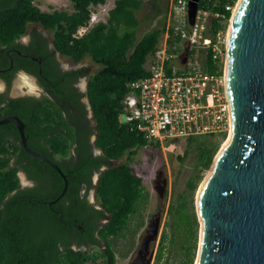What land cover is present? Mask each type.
I'll use <instances>...</instances> for the list:
<instances>
[{"label": "trees", "instance_id": "trees-1", "mask_svg": "<svg viewBox=\"0 0 264 264\" xmlns=\"http://www.w3.org/2000/svg\"><path fill=\"white\" fill-rule=\"evenodd\" d=\"M34 1L0 0V45L23 51L24 47L15 41L25 34L28 24H40L52 32L54 49L59 55L74 63L89 57L100 68L90 76L86 86L92 125L85 116L86 110L76 117L70 115L53 95L38 101L33 97L10 99L0 94V102L7 100L1 112L17 116L23 122L27 146L55 163L67 181L64 194L49 204L62 192V177L23 149L13 123L0 125V264H115L117 242L127 238L133 215L147 197L141 178L130 168L137 151L147 141L136 129L119 122L121 101L129 82L148 75L143 65L165 32V23L137 38L136 13L143 0H114L104 21H97L83 35L75 36L87 24L93 9L104 5L106 0H69L70 13L41 11ZM235 2L199 0L198 11L211 16V33L226 29L231 16L226 6H234ZM169 32L171 35L172 30ZM189 53L193 54L194 50ZM27 60L32 66L24 69L38 75L36 62ZM203 66L208 73H221L223 67L222 61L212 58L210 50ZM80 72L83 70L60 76L75 78ZM43 75L56 80V86L63 89L58 77L45 71ZM93 135L94 141L90 142ZM224 136L225 133L221 135ZM197 138L187 140V146L195 144L198 153L196 172L186 184L190 196L202 172L210 167L218 145ZM95 148L100 150L99 155L93 154ZM73 152L77 156L74 163ZM122 157H125L122 162L111 166L110 161ZM66 158H70L69 163ZM23 160L28 163L21 164ZM103 164L107 168L93 185L92 174ZM19 171L28 178L45 176L49 184L44 180L36 187H21ZM91 189L99 208L88 202ZM167 216L164 227L169 230L161 234L155 264L164 260L168 264L172 252L180 254L179 264H193L199 225L192 205L188 211L185 195L169 203ZM102 219L106 222L100 226L96 221ZM141 224L135 222L133 231ZM72 245L77 248L73 249ZM124 246L127 254L134 242H125Z\"/></svg>", "mask_w": 264, "mask_h": 264}, {"label": "water", "instance_id": "water-1", "mask_svg": "<svg viewBox=\"0 0 264 264\" xmlns=\"http://www.w3.org/2000/svg\"><path fill=\"white\" fill-rule=\"evenodd\" d=\"M198 2L187 3L191 25ZM230 20L225 58L229 138L214 156L196 195L200 239L195 264H264V0H241ZM186 54L187 49L183 62ZM9 122L16 126L23 149L62 177L64 186L50 202L54 203L66 190L65 175L27 146L24 124L17 116L0 119V125ZM160 182L156 189L162 195L166 179ZM159 225V216L149 222L129 264H151L154 251L150 244L158 236Z\"/></svg>", "mask_w": 264, "mask_h": 264}, {"label": "built area", "instance_id": "built-area-1", "mask_svg": "<svg viewBox=\"0 0 264 264\" xmlns=\"http://www.w3.org/2000/svg\"><path fill=\"white\" fill-rule=\"evenodd\" d=\"M187 3L170 0L165 32L143 65L148 75L129 82L121 101L119 122L141 133L147 141L145 148H163L168 142L230 131L224 64L230 18L225 30L211 33V16L206 12L197 10L193 24H189ZM226 9L232 14L234 6ZM97 21H103L99 12H92L75 36L83 35ZM190 50H194L191 55ZM209 50L212 58L222 61L221 73L204 70ZM130 168L139 175L135 164Z\"/></svg>", "mask_w": 264, "mask_h": 264}, {"label": "rangeland", "instance_id": "rangeland-1", "mask_svg": "<svg viewBox=\"0 0 264 264\" xmlns=\"http://www.w3.org/2000/svg\"><path fill=\"white\" fill-rule=\"evenodd\" d=\"M239 0H236L234 4V9L236 8ZM114 0H106L104 5H99L93 9V13L99 12V19L105 20L107 16V11L113 6ZM34 4L41 10L45 12H51L53 10H62L68 13L72 12V7L69 0H35ZM170 0H143L140 10L136 13V16L139 20V27L137 29V38H140L144 33L161 28L164 23H166L168 11H169ZM234 13V12H233ZM232 13V14H233ZM232 19V18H231ZM231 21V20H230ZM36 26L42 28L40 24H28L27 29L30 27ZM230 22L228 23V27ZM45 33L47 36L52 39V32L46 30ZM26 35L22 36L24 39ZM161 38V37H160ZM226 57V56H225ZM60 60L64 65L68 67H76L81 65H86L91 68V75L94 74L99 68L100 65L94 63L89 57L84 58L83 60L73 63L66 57L59 56ZM225 60V59H224ZM225 64V62H224ZM90 75V76H91ZM18 79L23 76V73H18ZM18 88L22 94L29 91L28 89H23L22 86L18 83V80L14 82L13 89ZM30 93V92H29ZM12 95H15L12 93ZM229 138V133H227L223 138L221 136L210 137H198L197 141L210 140L213 143H217V150L215 155L220 152L223 145ZM185 151L187 152L185 154ZM214 155V156H215ZM198 153L195 147V144L192 146H187V142L184 140L176 142H168L163 148H140L134 160L130 163L131 165L135 164L138 169V176L142 180V186L144 192L147 194L146 200L142 202L138 207V212L133 215V218L130 223L129 232L127 233L126 239H120L116 245V263L115 264H128L132 259L135 251L138 249L142 237L145 235V231L148 227V224L156 216L160 217V225L158 236L155 241L150 245L154 251V255L151 261V264H155L156 257L159 249V243L161 239V234L164 230H169V228L164 227V223L168 221L169 217L167 216V209L170 202H177L180 198V195H185L187 200L188 211H191V205L193 206L194 212L196 214V195L200 189L202 183L210 172L212 163L210 167L202 172L201 179L193 193L190 196V192L187 188L188 179L196 172L194 164L196 162ZM125 157H122L118 160H112L111 166H116L124 160ZM214 158V157H213ZM159 174V175H158ZM166 179V185L162 195H159L157 191V186L161 185L160 180ZM158 181V182H156ZM22 183L24 184L23 178ZM88 200L91 201L96 207L98 206V201L94 197L93 192H89ZM197 219V215H196ZM135 222H141L140 228L133 231V224ZM198 222V220H197ZM198 231H197V244L195 255L193 259V264H195L198 250V241L200 239V223L198 222ZM134 242V247L132 250L126 254V247L124 246L125 242ZM72 247L77 248L76 245ZM172 252L168 258V264H179L180 254L177 253L173 255ZM165 263V260L161 262Z\"/></svg>", "mask_w": 264, "mask_h": 264}, {"label": "flooded vegetation", "instance_id": "flooded-vegetation-1", "mask_svg": "<svg viewBox=\"0 0 264 264\" xmlns=\"http://www.w3.org/2000/svg\"><path fill=\"white\" fill-rule=\"evenodd\" d=\"M45 31L46 29H44L43 27L38 28L35 25L33 27H30L29 29H26L25 31L26 37L22 39L23 36L22 35L15 41L16 44L22 45L24 47L23 51L19 50L16 47H6L4 45H0V94H5L6 97L10 99L33 97L38 101H42L44 97H48L49 94L53 95V97L59 100V105L62 108V110L64 112L68 111L70 115L76 117L78 114H80L82 110H86L85 116L90 120L89 125H92V118L86 97V86L91 75L90 74L91 68L86 65H81L76 67H68L67 65H64L59 58V56L61 55H59L55 51L52 39H50L47 36ZM27 59H31L32 61L36 62L38 75L29 74L24 69V66H29V67L32 66V64L28 63ZM80 70H83V73L80 72L75 78L74 76H69V75L63 77L60 76V74H64L65 72L68 71L78 72ZM43 71L47 72L52 77L53 76L58 77L59 80L61 81V86L63 89L56 86L57 84L54 82L56 80L54 79L50 80L47 76L43 75ZM19 72L23 73V76L29 77L32 80L34 85V90L31 91L27 86H22V84L20 83V79L22 76L18 79ZM7 79L9 80L8 83L6 82ZM17 80L20 86L23 87V89H28L29 91L22 94L20 91H18L19 90L18 88L13 89V84ZM42 82H44V85L42 84ZM12 93L16 94V96L12 95ZM6 102H7L6 99L1 100L0 102V119L3 118L4 116H11V115H5V113L3 114L1 112V108L6 104ZM93 141H94V135L91 136L90 138V142ZM18 143H20V138L18 140ZM92 151L94 155H99L101 153L100 150L96 148L93 149ZM73 156L74 157L72 163L75 162L77 157L74 154V152H73ZM66 162L69 163L70 158H66ZM27 163L28 161L25 160L21 162V164H27ZM103 166L106 165L105 164L101 165L99 169L92 174L91 183L93 185L96 184L98 180L97 175H100L101 173L100 169ZM35 173H36L35 175H42L38 172ZM17 175L19 177V182L21 187H28V188L36 187L39 186L40 182L42 183V181L44 180L48 181V182L46 181L45 184L47 185L49 184V180H48L49 178L46 179L44 178L45 176H39L36 179L28 178L27 174L24 173L23 171H19ZM22 178L24 184L22 183ZM83 191L84 190H82V192ZM90 191L93 192L94 195L93 189H91ZM51 201H49V204H51L50 203ZM88 202L94 205L93 203H91V201L88 200ZM96 222L100 223L101 226L106 221L105 219H102L99 221L97 220Z\"/></svg>", "mask_w": 264, "mask_h": 264}, {"label": "bare ground", "instance_id": "bare-ground-1", "mask_svg": "<svg viewBox=\"0 0 264 264\" xmlns=\"http://www.w3.org/2000/svg\"><path fill=\"white\" fill-rule=\"evenodd\" d=\"M240 1H241V0L238 1L237 6L239 5ZM237 6H236V8H237ZM236 8L233 9V12H235ZM233 14H234V13H233ZM233 14H232V16H233ZM231 20H232V19H231ZM230 23H231V21H230ZM229 27H230V26H229ZM20 83L22 84V86H27L31 91L34 90L33 82H32V80H31L29 77L22 76L21 79H20ZM227 141H228V140H227ZM227 141H226V142H227ZM225 144H226V143H225ZM225 144H224V145H225ZM224 145H223V146H224ZM209 173H210V172H209ZM205 179H206V178H205ZM202 184H203V183H202Z\"/></svg>", "mask_w": 264, "mask_h": 264}, {"label": "crops", "instance_id": "crops-1", "mask_svg": "<svg viewBox=\"0 0 264 264\" xmlns=\"http://www.w3.org/2000/svg\"><path fill=\"white\" fill-rule=\"evenodd\" d=\"M114 3V2H113ZM110 9V8H109Z\"/></svg>", "mask_w": 264, "mask_h": 264}]
</instances>
